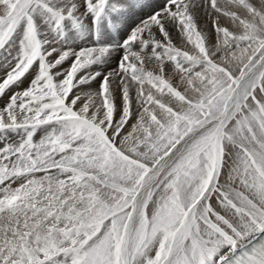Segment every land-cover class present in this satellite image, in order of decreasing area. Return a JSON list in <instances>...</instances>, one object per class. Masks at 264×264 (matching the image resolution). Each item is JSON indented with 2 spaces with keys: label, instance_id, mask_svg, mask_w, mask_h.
I'll return each instance as SVG.
<instances>
[{
  "label": "snow or ice",
  "instance_id": "obj_1",
  "mask_svg": "<svg viewBox=\"0 0 264 264\" xmlns=\"http://www.w3.org/2000/svg\"><path fill=\"white\" fill-rule=\"evenodd\" d=\"M0 264H264V0H0Z\"/></svg>",
  "mask_w": 264,
  "mask_h": 264
}]
</instances>
